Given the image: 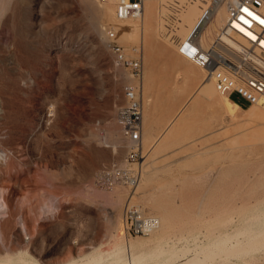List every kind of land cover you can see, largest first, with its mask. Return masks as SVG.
Listing matches in <instances>:
<instances>
[{"label":"rangeland","instance_id":"374dc122","mask_svg":"<svg viewBox=\"0 0 264 264\" xmlns=\"http://www.w3.org/2000/svg\"><path fill=\"white\" fill-rule=\"evenodd\" d=\"M153 1L145 28L117 17L116 0H0V264H170L177 254L182 264H264V113L232 94L242 104L232 120L221 92L199 95L205 73H189L195 63L179 51L193 0ZM216 1L195 0L192 15ZM114 24L131 30L121 37ZM112 42L140 49V78ZM139 82L141 178L103 187L101 168L128 149L124 86ZM177 110L185 123L148 149ZM127 203L159 227L128 233Z\"/></svg>","mask_w":264,"mask_h":264},{"label":"built area","instance_id":"2783aa9c","mask_svg":"<svg viewBox=\"0 0 264 264\" xmlns=\"http://www.w3.org/2000/svg\"><path fill=\"white\" fill-rule=\"evenodd\" d=\"M176 4L177 9L183 6L178 1ZM143 6L144 0H116L115 14L119 18L136 17ZM244 9L253 15L249 16ZM209 13L206 7L202 17L207 18ZM260 20H264V0H227L224 21L211 41L206 46L199 44L202 24H197L179 51L206 71V76L219 92L228 97L237 94L248 105H256L264 112V24ZM110 48L119 64L127 67L133 75L142 76L140 49L133 47L131 50L135 55H131L117 42L110 43ZM123 93L124 101L117 108V117L128 141V149L123 162H111L101 168L97 182L103 187L115 184L133 187L141 178L143 102L140 82L126 84ZM123 224L128 233L148 234L159 227L160 219L142 211L134 203H127Z\"/></svg>","mask_w":264,"mask_h":264},{"label":"bare ground","instance_id":"6f19581e","mask_svg":"<svg viewBox=\"0 0 264 264\" xmlns=\"http://www.w3.org/2000/svg\"><path fill=\"white\" fill-rule=\"evenodd\" d=\"M145 1L146 0H144V3H145ZM172 1V0H171ZM182 1V0H181ZM218 1V2H217ZM216 2L217 3H215L214 4V6L211 8V7H209L208 9H209V14H208V16H207V18L206 17H202V15H203V12L204 11H202V13L201 14H194V15H192V13H194L195 12V9H196V4H195V0H193L192 1V4L190 5V6H188V12L185 14V16L184 17H187V16H189L188 18H186L185 20H182V22L181 23H179V25L181 26V31L179 32L180 34L181 33H183V36H182V34L180 35L181 37H182V43L183 42H185L186 41V37H187V35H188V33L191 31V30H193L195 27H196V25L197 24H202V28H201V37L202 38H200V42H199V44H201L202 45V42L204 41H201L202 39H205V40H209V39H211L212 38V34L213 33H215L216 32V30H218V28L221 26V24L223 23V21H224V18H225V9H224V5L226 4V3H224V1L226 2L227 0H217ZM147 2L149 3L148 4V7L144 10V7H145V4H144V6H143V10H142V12L140 13V15H138V16H136V17H134V18H131V17H126V18H121V20L123 19L124 21L125 20H134V19H136V20H140V23L145 27V28H147L148 26H150V23L152 22V19L154 18V16H155V2L153 1V0H147ZM183 2V1H182ZM184 4V3H183ZM224 4V5H223ZM102 6V5H101ZM104 7H102V9H103ZM181 8V7H180ZM162 10V9H161ZM166 10V9H165ZM108 11V10H107ZM104 12H105V10H104ZM104 12H102V14L104 13ZM108 13V12H107ZM106 13V14H107ZM164 13V12H163ZM161 14H162V12H161ZM120 20V21H121ZM114 22V21H113ZM134 22V21H133ZM115 23V22H114ZM121 23V22H120ZM135 23V22H134ZM138 23V22H137ZM128 24H129V22H128ZM122 26H115V24L113 25L114 27L113 28H115V33L117 32L118 33V35L119 36H121V37H124V36H126L127 34H128V32H130V27H128V26H124V24H121ZM134 25H136V23L134 24ZM137 25H139V24H137ZM133 28H135V27H133ZM137 28H138V26H137ZM151 28V27H150ZM162 28V27H161ZM205 28H209L208 30H207V32L205 33L204 31V29ZM110 29V28H109ZM177 29V28H176ZM147 30H149V29H147ZM114 31V29L111 31V32H113ZM138 31H141V30H139L138 29ZM137 31V32H138ZM150 31V30H149ZM151 32V31H150ZM149 32V33H150ZM203 32L206 34V36H203L204 34H203ZM147 33H148V31H147ZM136 36V35H135ZM134 36V37H135ZM146 36H147V34H146ZM127 37H129V36H127ZM134 37H132V38H134ZM167 38V37H166ZM144 39H145V37H144ZM211 41V40H210ZM145 42V41H144ZM204 42H206V41H204ZM148 46V45H147ZM146 47V46H145ZM147 51V50H146ZM152 52V51H151ZM187 58V57H186ZM188 60H191V59H188ZM191 61H193V60H191ZM189 62V61H188ZM194 62V61H193ZM195 63V62H194ZM196 64V63H195ZM195 64H192V63H190V64H188L189 66H188V72L190 73V71L193 73V74H198V73H200L201 71H204V73H205V76H203V79H204V83H203V85L202 86H200V84H199V86L200 87H198L199 89H198V91H199V95H201V96H203V97H209L210 98V96H212L215 92H218L219 93V91L215 88V86H214V83H213V81L211 80V79H209L207 76H206V71L200 66H198V65H195ZM149 71H151V70H149ZM151 75L153 74V73H150ZM147 75V74H146ZM187 75V74H186ZM195 76V75H194ZM196 76H198V75H196ZM187 78V77H186ZM152 79H154V78H152ZM146 81H148V80H146ZM147 83V82H146ZM146 83H144V85L146 84ZM148 83H150V81L148 82ZM147 89V88H146ZM216 94V93H215ZM221 94V93H220ZM222 95H223V102L221 103V104H223V106H224V112H226L231 118H233L232 120H234V119H236L237 118V114H238V111H239V109H242V107H241V105L237 102V101H235V100H232V99H230L225 93H222ZM208 98V99H209ZM144 99V98H143ZM150 100V99H149ZM152 101V100H151ZM144 102H146V100H144ZM150 102V101H149ZM157 103V102H156ZM159 103V102H158ZM150 105H151V103H149ZM153 104V103H152ZM153 106V105H152ZM200 106V105H199ZM252 107H256V108H258L260 111H262L258 106H256V105H251ZM221 107H222V105H221ZM199 108V107H198ZM152 109H155V107H153ZM167 110H169V109H167ZM263 112V111H262ZM176 113V115H174L173 116V118H171V121L169 122V124H168V126H167V128H166V130L165 131H163L162 133H161V135H160V138H155V137H153V138H155V139H153V140H149L150 142H152L151 144H150V146L148 147V149H153L157 144H158V142H161V146H160V148L163 146V145H166V144H168V143H170V142H168V138L170 137V136H173L174 135V133H175V131L183 124V123H185V121L187 120V117H188V115H189V113H186V112H184L183 110H177V112H175ZM264 113V112H263ZM143 120H144V113H143ZM154 125V124H153ZM261 125L262 126H264V121H262L261 122ZM144 126V125H143ZM151 126H152V124H151ZM153 127V126H152ZM170 127H172V129L170 128ZM150 129V128H149ZM151 130V129H150ZM143 131H144V128H143V130H142V142H143ZM149 131V130H148ZM144 132H147V129H146V131H144ZM167 133L169 134L167 137V139L165 138V136L167 135ZM153 135V134H152ZM150 135H148V137H149ZM147 138V137H146ZM148 139V138H147ZM150 139V138H149ZM152 139V138H151ZM148 141V142H149ZM160 145V144H159ZM159 147V146H158ZM165 147V146H164ZM5 161H7V160H5ZM2 163V162H1ZM1 167V166H0ZM4 168V167H3ZM3 196H1L0 198V213L1 212H4V210L6 209V205H5V201H4V199L2 198ZM3 199V200H2ZM6 213V212H5ZM2 216V215H1ZM159 219H161V218H159ZM120 220V219H119ZM123 223V222H122ZM162 226V225H161ZM160 226V227H161ZM121 231V230H120ZM119 234V233H118ZM1 235V234H0ZM129 247V246H128ZM161 248V247H160ZM163 249V248H162ZM161 249V250H162ZM159 250V249H158ZM158 252V251H157ZM175 254V253H174ZM156 256V255H155ZM175 256L176 255H173V256H169L168 258H165V261H166V259H169L168 261H170V264H182V262H183V260H184V256L181 254V255H179V254H177V259L175 258ZM136 257V256H135ZM157 257V256H156ZM137 259H138V257H137ZM179 261H181V262H179ZM135 262V261H134ZM184 264V263H183Z\"/></svg>","mask_w":264,"mask_h":264},{"label":"snow or ice","instance_id":"6c2138e0","mask_svg":"<svg viewBox=\"0 0 264 264\" xmlns=\"http://www.w3.org/2000/svg\"><path fill=\"white\" fill-rule=\"evenodd\" d=\"M244 11L245 12H248V9H244ZM248 14H249V16H252L253 15V13H251V12H248ZM256 19H260L259 17H255ZM241 19H243V18H241ZM248 21H245V23H247ZM260 23H262V24H264V20H260ZM243 30V29H242ZM249 35H251L250 33H249ZM253 39H255V37H253Z\"/></svg>","mask_w":264,"mask_h":264},{"label":"crops","instance_id":"0c3cea01","mask_svg":"<svg viewBox=\"0 0 264 264\" xmlns=\"http://www.w3.org/2000/svg\"><path fill=\"white\" fill-rule=\"evenodd\" d=\"M142 61H143V58H142ZM230 99H232L231 97H229ZM232 100H234V99H232ZM236 101V100H235ZM240 104V103H239ZM241 105V107H242V104H240ZM143 128H144V126H143Z\"/></svg>","mask_w":264,"mask_h":264}]
</instances>
